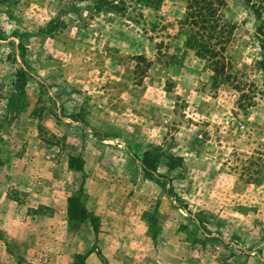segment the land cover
I'll use <instances>...</instances> for the list:
<instances>
[{
	"label": "rangeland",
	"instance_id": "rangeland-1",
	"mask_svg": "<svg viewBox=\"0 0 264 264\" xmlns=\"http://www.w3.org/2000/svg\"><path fill=\"white\" fill-rule=\"evenodd\" d=\"M0 264H264V0H0Z\"/></svg>",
	"mask_w": 264,
	"mask_h": 264
},
{
	"label": "trees",
	"instance_id": "trees-1",
	"mask_svg": "<svg viewBox=\"0 0 264 264\" xmlns=\"http://www.w3.org/2000/svg\"><path fill=\"white\" fill-rule=\"evenodd\" d=\"M16 78L17 80L21 78L24 81V74H22V72H18L16 75ZM154 159L156 158L154 157ZM144 169L147 173H149L150 175H153L154 168L151 166V164L149 163L147 159H144ZM162 186H165V184H162ZM80 258L82 259L83 256H80Z\"/></svg>",
	"mask_w": 264,
	"mask_h": 264
}]
</instances>
